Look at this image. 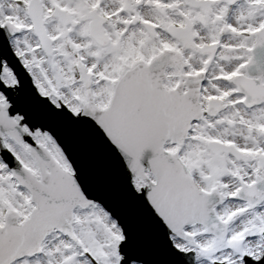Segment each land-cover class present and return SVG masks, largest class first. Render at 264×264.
I'll return each mask as SVG.
<instances>
[{
	"label": "snow or ice",
	"instance_id": "obj_1",
	"mask_svg": "<svg viewBox=\"0 0 264 264\" xmlns=\"http://www.w3.org/2000/svg\"><path fill=\"white\" fill-rule=\"evenodd\" d=\"M0 264H264V0H0Z\"/></svg>",
	"mask_w": 264,
	"mask_h": 264
}]
</instances>
